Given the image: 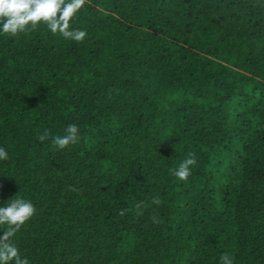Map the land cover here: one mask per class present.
<instances>
[{"label":"trees","instance_id":"trees-1","mask_svg":"<svg viewBox=\"0 0 264 264\" xmlns=\"http://www.w3.org/2000/svg\"><path fill=\"white\" fill-rule=\"evenodd\" d=\"M75 29L0 32V207L36 209L20 256L264 264V0H86Z\"/></svg>","mask_w":264,"mask_h":264},{"label":"clouds","instance_id":"clouds-1","mask_svg":"<svg viewBox=\"0 0 264 264\" xmlns=\"http://www.w3.org/2000/svg\"><path fill=\"white\" fill-rule=\"evenodd\" d=\"M86 0H0V32L10 36L35 29L39 24H45L53 33H59L66 39L82 42L87 33L84 30H70V21L85 5ZM63 136L52 137V144L58 149H64L79 139V129L71 124ZM40 141L48 139L47 130L38 137ZM8 158L4 148H0V160ZM197 163L195 155L189 154L172 174L185 181L191 174V166ZM74 190V189H72ZM152 203L159 205L160 199L154 197ZM139 207V205H137ZM125 210H121L123 215ZM36 212L33 203L22 197L11 200L6 206L0 207V226L6 225V230L0 235V264H29L26 257L22 258L17 246L12 243V237L20 230ZM153 222H157L153 217ZM221 264H233L229 254L220 257Z\"/></svg>","mask_w":264,"mask_h":264}]
</instances>
